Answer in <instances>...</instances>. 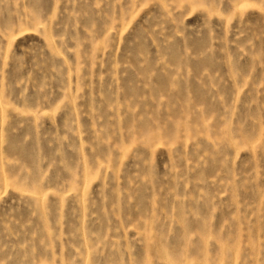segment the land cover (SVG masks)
Returning a JSON list of instances; mask_svg holds the SVG:
<instances>
[{"label": "rangeland", "instance_id": "obj_1", "mask_svg": "<svg viewBox=\"0 0 264 264\" xmlns=\"http://www.w3.org/2000/svg\"><path fill=\"white\" fill-rule=\"evenodd\" d=\"M0 264H264V0H0Z\"/></svg>", "mask_w": 264, "mask_h": 264}]
</instances>
